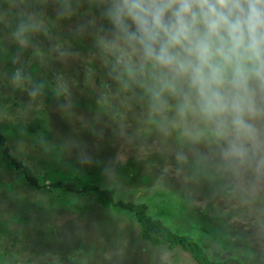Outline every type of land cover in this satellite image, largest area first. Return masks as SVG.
<instances>
[{
  "label": "rangeland",
  "instance_id": "374dc122",
  "mask_svg": "<svg viewBox=\"0 0 264 264\" xmlns=\"http://www.w3.org/2000/svg\"><path fill=\"white\" fill-rule=\"evenodd\" d=\"M117 2L0 0V264H201L120 201L215 261L264 264V84L247 129L206 116L116 26Z\"/></svg>",
  "mask_w": 264,
  "mask_h": 264
},
{
  "label": "clouds",
  "instance_id": "9594fccd",
  "mask_svg": "<svg viewBox=\"0 0 264 264\" xmlns=\"http://www.w3.org/2000/svg\"><path fill=\"white\" fill-rule=\"evenodd\" d=\"M110 17L147 60L187 81L206 116L249 127L250 84H264V0H118Z\"/></svg>",
  "mask_w": 264,
  "mask_h": 264
},
{
  "label": "trees",
  "instance_id": "16d2710c",
  "mask_svg": "<svg viewBox=\"0 0 264 264\" xmlns=\"http://www.w3.org/2000/svg\"><path fill=\"white\" fill-rule=\"evenodd\" d=\"M5 144V137L0 131V147L4 148ZM24 170L27 177L31 181L35 182L37 178L33 176L30 168L24 166ZM64 186L69 190H74L72 184H64ZM95 189L97 188L95 187ZM99 192L101 195L106 196V203H115V189L109 188L99 190ZM119 205H121L125 209L133 211L137 215V220L141 224L143 236L155 245L164 244L169 246L170 248H173L175 245L180 244L185 250L191 252L194 258L198 260L201 264H239L240 262L239 260H235L233 258H228L223 262H218L211 259L206 251V246H204L205 244L197 242L194 238L190 236L179 235L177 233L172 232L171 229H169V227L166 226V224L162 220L156 219L147 213L146 203L120 201Z\"/></svg>",
  "mask_w": 264,
  "mask_h": 264
}]
</instances>
